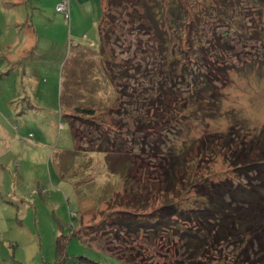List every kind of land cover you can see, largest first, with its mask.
<instances>
[{
  "label": "rangeland",
  "instance_id": "obj_1",
  "mask_svg": "<svg viewBox=\"0 0 264 264\" xmlns=\"http://www.w3.org/2000/svg\"><path fill=\"white\" fill-rule=\"evenodd\" d=\"M59 1L0 0V264H57L56 240L60 236L66 244L63 264H174L170 245H162V241L150 245L143 236L121 233L116 240L105 234L115 230L107 226L92 230L108 221L106 190L111 184L118 185L107 174L104 154L89 142L93 133L105 131L109 151L115 146L129 154L134 183L157 185L161 179L157 172L160 151H140L142 136L154 140L156 134H138L133 114L119 102L105 66L110 62H104L100 54V33L110 34L105 51L116 58L115 63L124 62L130 68L139 64L140 71L150 70L152 64L147 62L157 57L154 33L139 27L130 16L137 0H128L121 8L116 0H104L106 20L100 0H70L67 18L56 12ZM214 2L182 0L181 5L189 16L200 17L206 6L216 14L220 7L213 8ZM245 10L243 15L234 11L233 18L229 14L226 23L212 17L203 26L202 47L216 32L214 28L225 31L233 46L229 53L218 50L220 60L209 59L228 70L224 81L209 77L212 86L222 92L219 117L200 125L202 118L197 115L196 119L173 121L164 130L163 121L170 120V111L178 105L169 95L163 103L165 112L159 113L163 116L156 122L162 126L157 128L159 135L177 134L173 140L178 144H198L200 137L216 136V144L211 146L219 157L208 159L201 154L205 168L201 171L215 181L240 180L239 171L223 160L221 146L226 142L234 150L242 146L245 163L264 159V74L251 60L258 54L264 58V41H245L240 35V23L248 31L254 15ZM192 66L207 72L202 63ZM191 81L187 77L174 92L179 95L175 99H184ZM144 84L137 85L148 88L147 80ZM78 108L93 109L95 116L83 121L79 118L88 114H78ZM135 110L144 113L138 104L131 108ZM146 117V121L153 118ZM91 121L97 122L99 132L90 127ZM163 143L167 139L159 140L161 148ZM72 231L79 232L80 238H70Z\"/></svg>",
  "mask_w": 264,
  "mask_h": 264
},
{
  "label": "trees",
  "instance_id": "obj_2",
  "mask_svg": "<svg viewBox=\"0 0 264 264\" xmlns=\"http://www.w3.org/2000/svg\"><path fill=\"white\" fill-rule=\"evenodd\" d=\"M117 1V6L121 8L128 0ZM103 2L100 0L102 16L106 20ZM214 3L213 8L220 7L216 14L213 15L211 8L206 6V12L200 17L189 16V12L181 5L182 0H137L134 3L132 9H135L130 16L139 27H145L147 32L152 30L156 40L154 43L159 58L152 57L147 62L152 64L150 70L140 71L139 64L136 65L138 68H130L124 62L115 63L116 58L105 51V43L111 36L100 33V54L104 62L106 59L110 62L105 66L119 102L129 108L127 113L133 114L138 134H156L154 140L142 136L140 151H160L157 172L161 179L157 185L134 183L129 154L115 146L110 147L109 151L107 146L110 142L103 134L105 131L93 133L89 142L92 148L96 144L97 151L104 154L107 174L117 179L120 187L111 184L107 188L108 221L105 220L92 230H102L107 226L115 230L106 231L105 234H112L116 240L120 239L121 233L136 238L143 236L150 245L162 241V245H170L174 264H203L205 261L215 264H264V159L245 163L241 144L235 142L240 149L235 147L237 149L234 150L226 142L221 146L224 151L223 160L233 171H239L240 180L237 183L231 179L211 180L201 171L205 169L201 165V154H207L208 159L219 157V153L211 146L216 136L200 137L198 144L194 141L178 144L173 140L177 134L159 135L161 132L157 131L159 125L156 122L159 121L158 116H163L159 113L165 112L163 103L169 95L178 105L170 111V120L163 121L164 130L173 121L196 119L197 115H201L199 124L203 125L206 119L219 114L222 92L212 86V80L217 78L224 81L228 77V70H222L219 62L209 59L211 56L220 60L218 50L223 49L229 53L233 46L228 42L225 31L214 28L216 32L210 34L209 43L202 47V38L205 36L203 26L209 25L212 17L217 22L226 23L229 14L233 18L235 12L243 15V9H250L254 13L248 22L250 29L246 31L243 23H240V35L244 36L245 41H264V19L257 27L260 18H264V0H215ZM245 31L250 32L249 36L244 34ZM251 60L256 62L254 66L264 74V58L258 54L257 59ZM199 63L206 67L205 74L199 67L195 70L192 66ZM187 77H192L190 90H187L184 99H175L179 95L176 96L174 92L183 87ZM145 80L148 88H139L137 84H144ZM137 104L144 108V113L131 111ZM214 107L216 109L213 110ZM76 112L88 114L79 118L83 121H90L95 116L93 109L78 108ZM148 115L153 118L144 120ZM96 124L91 121L90 127L96 129ZM96 130L99 132V129ZM71 131L76 143V133L72 126ZM164 138L167 143H163L164 148H161L159 140ZM117 188H120V192ZM69 236L80 238L76 231H72ZM65 246L63 237H57V264L64 262Z\"/></svg>",
  "mask_w": 264,
  "mask_h": 264
},
{
  "label": "built area",
  "instance_id": "obj_3",
  "mask_svg": "<svg viewBox=\"0 0 264 264\" xmlns=\"http://www.w3.org/2000/svg\"><path fill=\"white\" fill-rule=\"evenodd\" d=\"M69 2L70 0H60V2L56 6V11L59 13H63L66 18L69 16Z\"/></svg>",
  "mask_w": 264,
  "mask_h": 264
},
{
  "label": "clouds",
  "instance_id": "obj_4",
  "mask_svg": "<svg viewBox=\"0 0 264 264\" xmlns=\"http://www.w3.org/2000/svg\"><path fill=\"white\" fill-rule=\"evenodd\" d=\"M69 9H70V6H69Z\"/></svg>",
  "mask_w": 264,
  "mask_h": 264
}]
</instances>
